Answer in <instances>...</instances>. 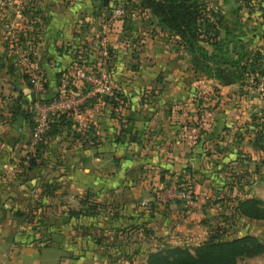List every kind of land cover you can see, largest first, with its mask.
<instances>
[{"label": "crops", "instance_id": "crops-1", "mask_svg": "<svg viewBox=\"0 0 264 264\" xmlns=\"http://www.w3.org/2000/svg\"><path fill=\"white\" fill-rule=\"evenodd\" d=\"M87 1L90 24L80 33L74 25L75 0H0V264H143L156 247H192L215 223L229 236L247 232L264 244V220L230 215L234 194L264 202V150L248 141L245 121H228L210 108L208 119L198 122L201 111L192 96L202 80L176 56L180 46L175 49L156 36L141 44L129 30L130 37L124 36L126 29L116 18L104 30L106 20L93 30L98 1ZM103 34L111 52L104 58L99 54ZM78 55L87 69L103 70L106 87L126 104L118 116L99 97L83 104L80 111L97 143L86 139L87 130L72 127L77 137L60 130L47 139L37 165L26 169L22 157L32 151V130L25 113L35 107V99L53 97L66 76L76 96L90 88L83 89L72 73ZM29 69L42 74L40 90L33 79L28 82ZM216 85L224 89L233 83ZM191 123L206 132L189 143ZM220 161H228L226 171L217 170ZM225 179L228 189L222 186ZM42 183L56 188L40 195ZM177 190L186 197H174ZM85 197L97 203V212L72 213L85 206ZM28 202L63 209L65 217L56 214L36 226L39 231L18 221L26 231L13 233L7 211L22 210ZM237 264H264V250L239 257Z\"/></svg>", "mask_w": 264, "mask_h": 264}, {"label": "trees", "instance_id": "trees-1", "mask_svg": "<svg viewBox=\"0 0 264 264\" xmlns=\"http://www.w3.org/2000/svg\"><path fill=\"white\" fill-rule=\"evenodd\" d=\"M258 6L260 16L264 19V0H259ZM135 7L148 11L161 28L175 36L177 45L190 55V68L194 74H202L215 79L220 85L242 82L244 78H250L251 82H256L257 84L258 79L262 77V95L264 96V54L257 51L255 44L243 40L239 35H233V32L228 29L222 17L206 8L202 0H138ZM124 10L126 13L122 15V24H125L133 9L124 7ZM263 34L264 32L260 33V36L263 37ZM19 40V37L15 39L16 42ZM205 46L209 47V51H207ZM108 52H110L109 49ZM74 60L76 65H84V62H80L79 55ZM8 69L10 71L13 69L11 64L8 65ZM61 74L62 71L57 73L58 79ZM81 85L83 89L89 86L84 81H82ZM63 89L66 92H75L77 90L70 76H66ZM116 94L122 96L118 92ZM96 97L109 103L112 114L119 115L121 109L117 112L112 110L115 105L114 99L111 96L98 95L97 93L85 97L79 108L83 104L92 103ZM54 98L55 94L50 98L38 97L35 100L38 103H48ZM31 113L32 111L27 110L25 117L29 128L32 130L34 123L31 119ZM261 118L262 120L260 121ZM46 123L47 126L41 140L35 143L31 152L26 153L22 157L25 159L26 169L37 165L39 153L44 149L50 136L60 130H65L73 137L79 136L72 128L74 120L70 109H59L49 112ZM192 124H189V126ZM248 126L244 130L245 133H251L250 136L248 135V141L253 147L264 150V113L257 123L252 124L249 122ZM225 128L226 125L224 124L222 129ZM120 130L123 129L121 128ZM205 132L204 129L197 128L195 140L199 138V134ZM240 134L237 137H240ZM95 138L96 136L88 122L86 139H89L90 144L95 145L97 143ZM227 162H218L217 170L226 171ZM222 186H226L228 189L230 186L229 180L225 179ZM55 188L56 186L53 183H42L39 194L50 195ZM236 188L242 190L238 185H236ZM232 199L234 203L230 206L231 216L264 220V202L261 199L253 196L238 197L235 194ZM86 200V197L82 199V204L85 202L84 207L72 210V213L81 215L96 213L98 210L97 203H90ZM217 200H220V198L215 201ZM263 250L264 244L255 235L245 232L229 236L222 224L215 223L208 228L206 237L191 248L184 245L156 247L146 253L143 264H237L239 257H250L259 254ZM124 258H126L125 255H123L122 259Z\"/></svg>", "mask_w": 264, "mask_h": 264}, {"label": "rangeland", "instance_id": "rangeland-1", "mask_svg": "<svg viewBox=\"0 0 264 264\" xmlns=\"http://www.w3.org/2000/svg\"><path fill=\"white\" fill-rule=\"evenodd\" d=\"M75 1V7L77 11L74 25L75 28L77 27L78 31L82 33L86 29H88V27L86 28V26L90 24V21L87 19V17L90 16V9L87 5V0ZM97 1L98 3L97 5H95V7H93V11L95 10L98 15H96L97 18H95V21L92 22L93 27H90L93 30H97L99 27L98 23L102 22L103 20H107V18L111 14V11L116 7L120 8L121 11L116 14L114 18H116L115 20H120V23L122 24V15L123 13H126L124 12V7L127 9L132 8L133 10H131L130 12V17L126 19L125 24H122V26H124V29H126V31L124 32V36L130 37V34H128V32L131 31L133 34V38H135L138 42L145 37L152 38L153 36H156L160 42L172 43L171 47L177 49L175 46L177 45L175 36L161 28L157 24L156 19L151 16L148 11L144 9L140 10L138 7H135L137 6L138 0H127V2H125V0H103L102 4V0ZM202 1L205 3L206 8L222 17L228 29L233 32V35H239V37H242L243 40L249 41L251 44H255L258 49L257 51L264 54V36H260V33L264 32V19L260 16V9L258 6L259 0ZM114 18L112 20H114ZM139 43L143 44V42ZM205 48L207 49V51H209L208 46H205ZM181 49V52H177L175 50V54L176 56L181 55L183 58H185L188 66L190 67V55L183 48ZM15 70H18V68L16 67ZM26 71V73H28L30 76V80H28V82L31 83L32 79L36 78H32L31 76L32 72L34 71H30V69ZM188 73H190V75L192 74V76H199V79L202 80V82H200L201 87L199 86L195 88L193 91L194 96H192V98L196 100L197 106L201 111V116L198 118L199 120H197L198 122L203 123L205 122L204 120L208 119V112L210 108H213L214 113L221 115V117H228V121H235L240 123L241 125L245 121L244 127L246 128L249 125V122H251L252 124L257 123L259 118L263 116L264 96L262 95V77L258 79L257 84L256 82H251L250 78H244L242 79V82H234L233 86H231L230 88L222 89L216 85L218 83L215 79L206 77L202 74H194L192 70L191 72L188 71ZM40 75L42 76V74ZM40 78L41 79L38 81L40 86L37 87V89L39 90L42 87L43 76ZM220 90H222L223 92H220ZM57 91L55 93V96L57 95ZM28 110L32 111L31 116L35 112L32 106ZM235 115L237 116L234 120L233 117H235ZM261 120L262 118L260 119V121ZM190 126L195 127V134L197 132V128L200 129L197 123H193ZM16 207L17 206H15V208ZM37 207L39 206L34 204L32 205L28 202L24 205V207H22V210L9 209V211H7L8 215L10 216V220L14 221V224H12L11 226L13 233L20 230L23 232L26 231V226L17 224L18 221L27 222V228H29L28 230L39 231L35 227H41L40 225L46 224L49 221L53 220L56 214H58L59 217H65V210L63 209H54V211H52L46 210L42 207ZM21 226L22 229H20ZM186 246L188 248L190 247V245Z\"/></svg>", "mask_w": 264, "mask_h": 264}, {"label": "built area", "instance_id": "built-area-1", "mask_svg": "<svg viewBox=\"0 0 264 264\" xmlns=\"http://www.w3.org/2000/svg\"><path fill=\"white\" fill-rule=\"evenodd\" d=\"M121 11L120 8L116 7L111 11L110 16L107 18L106 21L101 23V28L104 30L108 24L109 20H112L116 14H118ZM17 17L20 16V12L16 11L15 14ZM106 40L103 36L100 38L99 43V50L100 55L102 58L106 57L108 54V47L106 46ZM32 72V78L34 81L37 82L38 86L39 80L41 79V75L39 74L38 70H33ZM72 73L79 81H84L88 84H90V88L87 90V92L83 93L80 97L76 96L73 92H66L63 89V85L65 83L62 81V83L59 86V89L57 91V95L55 98L48 103H38L35 102V107L33 106V109L35 110L34 114L31 116V119L34 123L33 129H32V142H31V149L33 150V147L35 143L41 140L42 134L46 129L47 126V115L51 111L59 110V109H70L72 112V115L74 114V124L72 127H74L77 131L84 133L88 128V121L84 118L82 115L79 105L82 103L80 99H84L89 94L98 93L101 92L104 94L111 96L114 101L115 105L112 108L114 112L119 111L122 109V107L126 104L125 99L111 91V89H108L106 87V79L104 76V72L101 68H97L95 71H92V69H87L84 66L76 65L72 69ZM187 129V141L189 143H192L195 139V127L189 126ZM173 196L179 199H184L186 197V193L182 190H177L173 192Z\"/></svg>", "mask_w": 264, "mask_h": 264}]
</instances>
